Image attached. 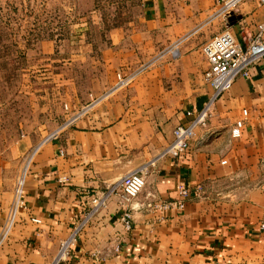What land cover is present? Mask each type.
<instances>
[{"label": "crops", "instance_id": "obj_1", "mask_svg": "<svg viewBox=\"0 0 264 264\" xmlns=\"http://www.w3.org/2000/svg\"><path fill=\"white\" fill-rule=\"evenodd\" d=\"M141 2L138 23L107 29L98 23L94 37L83 32L78 41L47 36L35 42L31 68L46 72L36 79L50 83L64 76V105L32 94V121L23 112L8 118L0 109V130H51L22 134L0 151V264H52L88 196L150 162L131 231L123 229L113 196L59 264H264V59L214 103L186 154L158 158L173 130L212 96L203 80V45L225 29L246 45L264 22V7L246 0L224 21L212 0ZM65 44L73 52L62 57ZM76 62L90 73L73 74ZM142 67L129 86L115 87L117 74ZM239 120L244 125L233 139ZM21 177L23 204L16 206ZM180 182L200 186L202 198L181 211L144 208L151 200H177Z\"/></svg>", "mask_w": 264, "mask_h": 264}, {"label": "rangeland", "instance_id": "obj_2", "mask_svg": "<svg viewBox=\"0 0 264 264\" xmlns=\"http://www.w3.org/2000/svg\"><path fill=\"white\" fill-rule=\"evenodd\" d=\"M141 1L0 0L1 111L5 113L9 111L8 118L10 113L12 115L14 113L13 117H16V114L23 112V116L29 117L32 121V118L36 117V114L32 112V94L44 97L45 101H49L52 105L57 103L60 109H63L66 85L64 76L56 82L38 81L36 78L40 79L43 77L41 74L46 73L43 71L45 68H31L35 42L47 36L65 43L71 40L78 41V37L83 32L87 37H94L97 35L98 23L104 29L138 23L142 13ZM212 1L216 7L219 0ZM65 45L60 48L62 57L73 52L67 44ZM86 65L76 62L70 70L77 76L79 73H90ZM60 68L63 74L65 71L62 66ZM21 95L24 98L21 101L19 98L16 100V97ZM50 108L52 107H45L49 110ZM40 115L46 116V114ZM50 132L51 130L19 128L0 130V151L6 148V144L20 138L22 134L38 133L46 136Z\"/></svg>", "mask_w": 264, "mask_h": 264}, {"label": "built area", "instance_id": "obj_3", "mask_svg": "<svg viewBox=\"0 0 264 264\" xmlns=\"http://www.w3.org/2000/svg\"><path fill=\"white\" fill-rule=\"evenodd\" d=\"M246 0H219L217 2L215 16L228 21L239 9L240 5ZM259 6L264 7V0H254ZM201 53L207 62L208 68L203 75L204 82L212 90V96L207 103L198 111L188 114L190 120L186 125L177 126L172 132V141L158 155V158L180 159L191 147L195 137V131L198 128L205 127L211 118V112L214 103L225 93H227L238 78H246L250 69L264 59V22L257 26L255 34L248 40L246 45H242L235 36L227 29L221 34L213 37L205 43ZM172 58L177 57V51L171 52ZM145 67L138 69L135 73L123 76L120 73L116 75V88H125L129 86L136 74ZM246 116V111H243ZM244 122L237 121L230 131L233 139L240 137ZM57 133L51 135V139H56ZM59 155L63 151L59 150ZM154 163L150 162L139 169L125 175L120 181L108 188L104 193L89 195L87 209L74 228L72 234L59 244V249L52 264H59L70 257L71 247L77 239L79 233L88 225L97 212L104 208L107 202L113 197H117L118 205L121 208L120 223L127 232L132 229L133 212L135 210V201L142 193L146 185V176L149 168ZM22 186L23 178H19L15 187V205H22ZM178 199L175 201L151 200L144 208L149 212H165L170 209L181 211L185 203L193 199H201L203 192L200 186L188 188L183 182L177 187ZM38 223V221H35ZM259 229L264 231V222L260 224Z\"/></svg>", "mask_w": 264, "mask_h": 264}]
</instances>
